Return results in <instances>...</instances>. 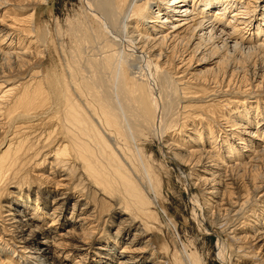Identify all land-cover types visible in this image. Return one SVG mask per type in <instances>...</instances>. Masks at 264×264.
Returning <instances> with one entry per match:
<instances>
[{
	"label": "bare ground",
	"instance_id": "6f19581e",
	"mask_svg": "<svg viewBox=\"0 0 264 264\" xmlns=\"http://www.w3.org/2000/svg\"><path fill=\"white\" fill-rule=\"evenodd\" d=\"M84 1L49 37L0 0V264H208L163 236L151 138L223 264H264V0Z\"/></svg>",
	"mask_w": 264,
	"mask_h": 264
},
{
	"label": "rangeland",
	"instance_id": "374dc122",
	"mask_svg": "<svg viewBox=\"0 0 264 264\" xmlns=\"http://www.w3.org/2000/svg\"><path fill=\"white\" fill-rule=\"evenodd\" d=\"M83 5H86L84 0H48V4L42 6L41 19L49 29L51 28L49 37L59 28L64 31L68 29L65 31L68 32L71 28L69 26L76 24L78 18L80 19ZM72 21L77 22L71 23ZM151 139L148 141L147 155L149 161L156 167V173L163 179V184L160 183L159 186L162 193L159 209L161 224L164 226L163 236L172 246L177 243L180 249H183L185 244L188 247L196 244L208 264H223L219 256L221 243L219 236L203 227L194 216V193L187 190L183 181V175L189 172L188 169L185 173L181 171L173 160L164 156L158 139ZM164 205L169 209L168 215L162 209Z\"/></svg>",
	"mask_w": 264,
	"mask_h": 264
}]
</instances>
